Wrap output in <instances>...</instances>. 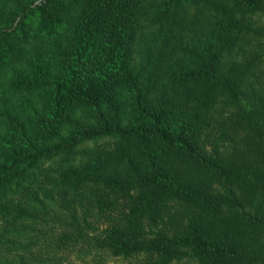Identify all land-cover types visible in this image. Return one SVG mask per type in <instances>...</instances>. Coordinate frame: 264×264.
Returning <instances> with one entry per match:
<instances>
[{
  "label": "trees",
  "instance_id": "1",
  "mask_svg": "<svg viewBox=\"0 0 264 264\" xmlns=\"http://www.w3.org/2000/svg\"><path fill=\"white\" fill-rule=\"evenodd\" d=\"M264 0H0V264H264Z\"/></svg>",
  "mask_w": 264,
  "mask_h": 264
},
{
  "label": "rangeland",
  "instance_id": "2",
  "mask_svg": "<svg viewBox=\"0 0 264 264\" xmlns=\"http://www.w3.org/2000/svg\"><path fill=\"white\" fill-rule=\"evenodd\" d=\"M254 22H257L259 25L264 24V17L256 18ZM108 264H118V262L114 261L112 258H109Z\"/></svg>",
  "mask_w": 264,
  "mask_h": 264
}]
</instances>
